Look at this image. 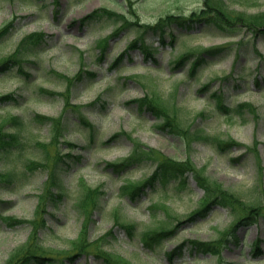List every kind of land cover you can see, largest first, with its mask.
Here are the masks:
<instances>
[{
  "label": "rangeland",
  "instance_id": "rangeland-1",
  "mask_svg": "<svg viewBox=\"0 0 264 264\" xmlns=\"http://www.w3.org/2000/svg\"><path fill=\"white\" fill-rule=\"evenodd\" d=\"M207 2L226 4L232 19L264 14V0H0V27L13 24L0 40V61L30 32L48 34L44 48L27 57L36 63H28L26 82L16 63L0 70V95L16 99L0 103V126L19 132L24 144L11 153L0 149V173L15 175L0 182V264H14L29 251L61 256L79 246L84 252L72 262L39 264H100L92 252L96 246L79 244L88 235L118 264H264L263 37L238 31L240 24H227L239 35L221 37L206 20L175 25L165 41L144 28L170 15L189 18ZM103 7L124 13L129 27L120 30L121 23L107 17L83 24ZM136 38L141 41L130 48ZM148 45L157 47L152 54L144 49ZM223 46L216 55H204L208 61L195 74L189 65L185 71L176 67L185 53L194 52L195 59ZM79 72L84 78L75 79ZM43 87L51 93H40ZM146 96L157 109L137 101ZM220 102L254 108L226 113L216 108ZM36 113L57 118L56 125L37 122ZM168 113L176 127L163 126ZM13 115L24 120L22 127L16 128ZM190 130L235 144L219 151L193 139ZM137 149L149 158L122 171L112 165ZM165 158L186 160L210 183H219L232 196L226 206L219 203L189 219L205 193L191 171L184 182L164 181L132 196ZM90 189L103 194L85 214L79 202ZM246 215L253 217L241 223ZM134 222L132 235L122 225ZM166 229L173 232L164 242H143L145 232ZM190 240H221V252L190 248Z\"/></svg>",
  "mask_w": 264,
  "mask_h": 264
},
{
  "label": "trees",
  "instance_id": "trees-1",
  "mask_svg": "<svg viewBox=\"0 0 264 264\" xmlns=\"http://www.w3.org/2000/svg\"><path fill=\"white\" fill-rule=\"evenodd\" d=\"M207 7L202 8L199 10V12H192V14L187 17H182L180 15H170L167 16L166 19H162L159 22L157 21V24L153 25H148L144 26L145 29H147V32L149 30H152L154 34L156 35V38L162 39V41H165L164 37L165 34L167 33L168 29H172L173 27H177L175 25H185V26H191L193 23H199L200 20H206L209 22V26L213 28L215 32L222 33L223 35H237L238 31L242 30H250L254 33V37H263L264 39V14H253V15H245V14H236V16L231 17L229 15L227 6L226 4H220L219 5H212L207 2ZM107 17L109 19L116 20L117 23H121L120 29L125 28L127 25L131 24L128 22V20L125 17L124 13H119L116 10H111L106 7H103L101 9H98L97 11L93 12V14H90L86 16L85 18L82 19L83 24L92 22L93 19H100ZM227 24H240L242 27L238 28V31H235L231 27H228ZM11 26H13L12 22L10 23H4L0 27V40L6 36V34L10 31ZM149 28H148V27ZM129 27V26H127ZM244 27V28H243ZM173 33V32H172ZM240 34V33H239ZM47 36L44 31H33L30 32L29 34L25 35L24 37L21 38V40L18 43V46L16 50L9 55L8 58L3 59L0 61V70L7 68L12 63L18 64L21 69L19 70V79L26 82L30 78V73L29 70L30 67L28 66V63H36L34 61H28L27 57L31 55L32 53H37L38 51H41L44 46L45 42L47 41ZM143 36V35H142ZM172 39V38H171ZM140 38H136L135 41H133L130 44V48L137 47ZM174 41V38L172 39ZM144 49L147 50V54H152L153 53V48L148 45L147 47H144ZM143 49V50H144ZM225 49V46L222 48H211V50H205L199 54V56L192 62V65L190 67V75L191 73L197 72L198 67L201 65V63H204L208 61L205 59L204 55H216L222 50ZM192 53L183 55L180 57V59L176 62L177 67L179 68L180 66L184 65L186 62L190 61ZM124 57V54L121 56L117 57L116 62L122 61ZM56 74H58L56 72ZM59 76H62L63 78L66 77L68 80H70V77L64 74H58ZM84 76L81 74V72L77 73L75 76V79H82ZM72 79V78H71ZM204 88H207V85L204 86ZM43 91H48L45 89V87L40 88L39 92ZM51 93L50 91H48ZM16 101L14 99V95H4L0 96V103L4 101ZM137 101H141L143 103L149 104V107H154L155 109L158 108L159 104L156 103V100L152 97L149 98V96H146L144 98H139ZM71 101L68 100V104H70ZM244 108H249L253 109L254 106L249 103H240L238 104L235 108H230V107H225L226 111H237V112H243ZM165 120H164V125L163 126H173L176 127L177 124L174 123L172 120L174 119L173 114H165ZM21 118L17 116H12L10 119L13 121L15 125H23V121L20 120ZM33 119L37 120V122H43V121H48L52 122L54 125L57 123V118L50 117L48 115H40L39 113H36L35 116H33ZM180 129V128H179ZM195 137L202 138L201 133H199L198 130L194 131ZM202 139L213 143L214 145L217 146L219 150L223 149L226 147L227 143H230L229 145H234L235 143L233 140L226 142L225 144L222 142H219L218 137H212V136H205ZM222 144V145H221ZM238 144V143H237ZM236 144V145H237ZM23 141L19 139V136L17 133L13 131L10 132L6 129V125L0 126V149L5 150L6 152L12 151L14 148H22L23 147ZM148 157L147 151L144 150H135L133 154L121 161V163H115L112 165H115L114 167L118 169L119 171L129 169L131 166H134L136 164L141 163L144 159L146 160ZM31 164V162L27 163ZM186 171H191L194 174H192L198 182V185L202 186L204 189V196L203 199L201 200V204L199 209L197 210L196 213L191 215L189 219L193 218L195 215L199 213H205L208 212L213 208V206L218 205L219 203L223 204L226 206V201H229V198L232 197L225 191L224 188L220 186L219 183H210L207 179H205L199 170L197 169L196 166H193L190 162L184 160V161H179L177 159H172V158H165L163 159V162H161L158 165V168L153 172V175L150 176L142 185L136 186L132 189V196L135 194H139L140 192H143L145 188L149 187L154 188L155 187V182L161 179L162 182L164 181H172L174 179L179 180L180 182H184L186 178L184 177L186 174ZM15 175L12 174V172L4 173L0 177L1 180H7L11 181L12 178H14ZM124 189V187H123ZM122 190V189H121ZM103 194V191L100 189H90L87 191V194L80 200L79 208H81L82 212L85 214H88L90 210V206H92L95 202L93 201V198L96 196H99L100 194ZM55 196V195H54ZM252 214H258L257 210H253ZM261 215V214H260ZM247 217H243L241 219V223L250 220L253 216L246 215ZM8 218V217H7ZM9 220L11 218H8ZM22 222V220H19ZM124 227L129 231L132 235L134 233L136 234V229H137V223H126L123 224ZM173 230L166 229V230H155L154 232H145L143 234V242L146 243V245L153 246L156 243H161L164 242L163 240L166 238V236L170 233H172ZM105 237H108L105 236ZM97 242L95 240H90L89 242V235L81 237L79 240V244L83 247L82 248H92V246H96L97 249L92 250L93 254L101 261V264H118L117 260L115 258H112V254L108 252L107 250H98L100 248L97 247ZM189 243L191 245L190 248H195V249H201L203 251H214L215 253H220L221 252V240H216V241H202V240H190ZM187 243H185L186 245ZM184 246V245H181ZM255 248L258 250H261L259 248L258 243L255 245ZM181 251V247L179 246L178 249H176L173 253L169 252V256L173 257L177 255ZM83 249L79 246V250L76 253H67L63 254L66 258H75L78 255L82 254ZM63 259V257H55L53 254H39L37 251H29L28 253H25L19 259L17 262L14 264H37L40 262H46V261H53V262H58L59 260Z\"/></svg>",
  "mask_w": 264,
  "mask_h": 264
}]
</instances>
